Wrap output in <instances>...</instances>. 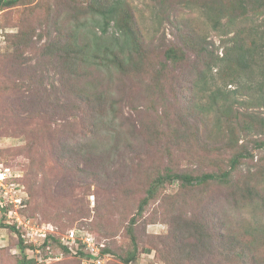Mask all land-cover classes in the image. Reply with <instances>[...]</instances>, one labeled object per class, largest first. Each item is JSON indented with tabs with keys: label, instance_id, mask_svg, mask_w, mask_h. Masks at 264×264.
Listing matches in <instances>:
<instances>
[{
	"label": "rangeland",
	"instance_id": "obj_1",
	"mask_svg": "<svg viewBox=\"0 0 264 264\" xmlns=\"http://www.w3.org/2000/svg\"><path fill=\"white\" fill-rule=\"evenodd\" d=\"M106 1H121L140 52L123 36L111 48L109 66L74 68L60 49L71 41L66 37L95 39L94 13ZM251 5H0V264H20L26 256L17 217L60 232L90 230L110 251L106 264H264L262 64L250 78H237L227 57L236 35L264 41V10ZM115 30L111 22L104 47ZM171 48L174 60L165 54ZM239 153L247 156L232 187L185 189L176 180L144 202L156 169H228ZM57 249L51 258L43 249L29 264H84ZM130 252L136 258L123 262L119 255Z\"/></svg>",
	"mask_w": 264,
	"mask_h": 264
},
{
	"label": "trees",
	"instance_id": "obj_2",
	"mask_svg": "<svg viewBox=\"0 0 264 264\" xmlns=\"http://www.w3.org/2000/svg\"><path fill=\"white\" fill-rule=\"evenodd\" d=\"M205 1H228L237 5H241L242 8L246 7L247 3H251V8L256 10H264V0H205ZM19 2V0H0V5L2 6H10ZM103 9H98L95 11L94 15H96L97 24L99 26V32H94L95 39L87 37L86 34H82V38H73L66 37V39H71L70 42H66L62 45L60 51H62L65 56L67 62L70 63L74 68L78 67V64L81 65L84 62L87 66L88 63L92 62V65H97L100 67L104 64L105 67L109 66L110 54L113 53V48L115 45L117 46L118 38H122L126 36V44H130V48H133L140 52L139 49V41L135 32H133L132 24L127 20V18L123 15V9L121 5V1H106L102 4ZM236 6V5H234ZM224 6L222 9H225ZM113 22V26L115 27V32L112 34V37L115 38L114 41H110L112 45H108V47H104V44L109 40L108 36V28ZM264 26V23L262 24ZM251 32V31H250ZM236 35V34H235ZM72 36V35H71ZM108 36V37H107ZM243 37L236 35L233 37L232 45L229 46L227 51V57L229 56V61L232 69L235 71L237 78L243 77V74H246L247 77L250 78V74L253 72V67H255L258 63L262 65H258L259 72H261L264 77V41L259 42L257 39L254 41H250V43H246ZM259 38H263L260 36ZM76 46V51H73L71 47ZM51 46H49L50 48ZM104 47V48H103ZM78 48V50H77ZM77 51L86 56V61L80 59L77 54ZM123 54L120 52H115L116 55L114 58V62H121V56H124V51L121 50ZM167 57L174 60L176 50L173 48L167 49L166 53ZM105 57V59H104ZM133 57L132 54L126 55V58ZM104 59L105 62L100 64L98 59ZM125 59V58H124ZM177 60V59H175ZM178 61V60H177ZM88 62V63H87ZM108 62V63H107ZM110 69V68H109ZM236 79V78H234ZM264 85V82L262 83ZM260 87V86H259ZM97 144V142H95ZM245 153H239L231 157L230 167L228 169H219L217 171H201L199 173H194L191 171H179L175 169L170 164L156 169L154 175L151 177L149 182V186L147 187V197L144 202H147L150 198L155 197L159 193V189L166 186L168 183H173L174 181H180V187L185 189H197V188H205V186L211 185H220V186H230L232 187L233 181V173L239 167L241 159L246 157ZM143 204H141L140 209L142 210ZM193 227H202V222L199 220L191 219ZM22 243L23 240L20 239ZM24 245V244H23ZM197 246V245H196ZM24 247V246H22ZM105 252H110L109 249H105ZM123 262H131L136 258V254L130 252L127 256L119 255ZM34 262V259H27L26 256L20 260V264H29Z\"/></svg>",
	"mask_w": 264,
	"mask_h": 264
},
{
	"label": "built area",
	"instance_id": "obj_3",
	"mask_svg": "<svg viewBox=\"0 0 264 264\" xmlns=\"http://www.w3.org/2000/svg\"><path fill=\"white\" fill-rule=\"evenodd\" d=\"M15 224L17 230L21 231L20 239L26 245L23 251L27 259L37 260L43 249L51 258L55 246L60 255L70 253L84 264H106L111 258L110 252H105V242L88 229L74 227L60 232L51 223L39 224L21 217H17Z\"/></svg>",
	"mask_w": 264,
	"mask_h": 264
}]
</instances>
